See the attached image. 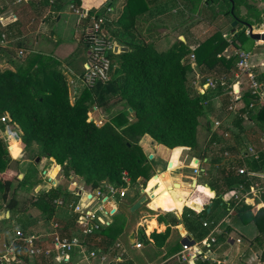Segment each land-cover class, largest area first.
<instances>
[{
    "label": "trees",
    "instance_id": "1",
    "mask_svg": "<svg viewBox=\"0 0 264 264\" xmlns=\"http://www.w3.org/2000/svg\"><path fill=\"white\" fill-rule=\"evenodd\" d=\"M36 1L31 0L30 4L36 5ZM71 1L81 7L82 0ZM204 1L205 6L217 4L219 14L238 20L233 36L226 39L218 28L201 41H194L185 35V39L177 38L168 48L158 50L152 43L140 39L134 32L138 17L148 8L146 0H126L117 19L119 27L108 30L106 36L121 41L129 50L117 55L120 58L119 64L109 79H100L92 86L83 83V87L73 99L70 95V83L63 70L55 66L54 57L35 51L22 57L18 51L9 49L12 56L15 54L22 60L18 63L10 56L11 54H8L6 60L12 67L0 66V124L1 117L8 113L10 122L16 123L22 130L23 139L39 144V156L53 159L62 167L65 175L69 177L75 174L86 185L98 187L104 182H111L127 187L140 177L148 180L152 172L148 155L140 143L144 135L169 148L183 146L195 149L198 146V126L200 116L203 114L199 101L206 100L207 95L193 92L192 83L189 81V74L193 71L191 54L205 75L201 80L202 84H206L210 77L217 79L219 80L217 86L212 88L221 92L224 87L221 77L229 80L237 70L238 61V56L227 57L224 51L230 45L244 48L245 39L249 37L246 33L247 23L253 26L264 23V5L262 8L257 5V2L264 4V0H181V3L184 10L188 9L191 13L197 14ZM42 2L46 4L47 1ZM63 2L64 0H58L53 7L59 9ZM88 2L91 0H86V3ZM86 12L88 15L80 17L78 21L77 40L85 47L82 48L83 53L87 51V44L90 49L93 36L90 24L92 11ZM105 19V24H110L107 17ZM192 45L195 46L192 48ZM15 46L24 47L19 41ZM1 52L3 50L0 47ZM79 54L78 50L72 53L67 59L68 62L73 61ZM109 54L112 58L116 55L113 51ZM89 56L90 53L88 58ZM84 73L83 65L79 73L80 78ZM258 79L264 81V71ZM230 100L231 96L225 92L222 98L224 107L229 106ZM252 100L251 92L245 91L242 100L239 101L241 105L238 107V116L247 114L264 129V104L249 108ZM93 106L102 107L107 114H112L111 118L102 124L90 119L89 111ZM115 107L123 109L114 113ZM129 108H132V111ZM124 109L133 113L135 119L130 121ZM238 118L235 124L239 126L243 119L240 116ZM220 127L221 136L225 141L215 150L217 153L210 160V168L202 174L201 182L213 193L210 200L214 206L221 204L228 209L234 207L238 214L255 221L260 232L251 241L257 248V245L264 244V192H261L259 199L256 200L257 204L263 205L258 207L255 214L251 212L252 204L238 202L233 198L225 200L224 197L238 184L242 182L246 186L249 184L246 182V174L238 172L241 166L264 170V149L259 151L258 158L249 160L245 155L247 151L242 155L238 154L240 151L238 145L243 143L240 142L242 138L240 132L233 135L236 141L228 142L226 137L224 138V133L230 132L229 128L222 122ZM214 133L217 134L216 131ZM225 150L232 152V157H224ZM14 160L8 145L0 139V210H6L5 219H9L8 212H16L18 206L15 194L18 173L15 177L9 175ZM35 183L37 185L39 182L31 180L28 176L18 181L20 188L25 190H29ZM208 189L199 185L197 195H193L204 196L205 192L209 193ZM75 192L68 191L62 186H52L39 191L33 205L51 217L56 212L55 199L68 195L77 201L79 195ZM197 197L189 198L187 204L201 203ZM210 213L205 207L201 211L184 207L179 218L173 212L162 210V214L172 225L183 223L196 240H201L211 231V226L203 225V222L209 219ZM162 214L158 216L159 220H163ZM76 218L77 214L71 215L64 226L73 229ZM3 229L0 228V232ZM170 232L169 226L164 231H153L151 237L155 245L163 246ZM216 236L217 241L225 238L224 234ZM111 242L109 237L101 233L98 237L87 240V244L102 249ZM14 248L15 259L6 264L27 262L29 256L26 252L27 245L22 241H16ZM16 259L21 261L16 262ZM35 259L36 264H59L54 253L51 256L40 254L35 256ZM162 264L182 262L177 258ZM196 264L212 262L201 256L197 258Z\"/></svg>",
    "mask_w": 264,
    "mask_h": 264
},
{
    "label": "crops",
    "instance_id": "2",
    "mask_svg": "<svg viewBox=\"0 0 264 264\" xmlns=\"http://www.w3.org/2000/svg\"><path fill=\"white\" fill-rule=\"evenodd\" d=\"M46 1L47 2L45 4L44 2H42V0H37L36 5L35 4L31 5L30 4L31 0L20 1V2H18V0H0V10H1L0 11V47L3 51L5 50L3 48L5 47V45H8L9 42L25 36V34H23L22 32L21 27H18L19 23H21V16H20L21 14L23 13L26 14L30 12L40 16L41 21L38 24V26L36 24V38H37L36 43L39 42V40L42 38L43 33L46 34V32L44 31L46 30V28L42 24L45 21L44 20L45 18L42 20L43 17H45L47 14L52 17L58 15L57 18L61 19L62 16L60 13L63 12L62 7L59 9H55L53 7L54 3L53 4L49 3L48 0ZM125 2L126 0H91V2L86 3V0H82L81 7L82 9H84V11H92V13L104 7L105 8L110 7L111 8V10L109 11L111 12L110 17L113 20L111 21L113 24L112 28L117 29L119 27L117 19L121 14V12L123 11ZM168 4L172 8L171 10L172 11L174 10L177 13V10L175 8H177V6L182 3L181 0H146V5L148 8L143 13V15H140L138 17V21L136 22L137 24L134 30L135 34L139 36L140 39L144 40L145 38L141 36L143 33L141 31L142 27L140 23L142 22L145 23V27L147 29L148 28L151 29L150 33H148V36L152 38L145 39L144 41L152 43L158 50H163L168 48L175 41L176 38L174 34L178 31L179 28L178 22L175 23L174 25L170 24V27L168 29L166 27H163L165 26L166 19L162 18V16L164 13H166ZM16 6L19 7V9L14 11ZM112 12H116V17H113ZM79 19L77 17V20L75 22L76 34L79 31V26H78ZM221 19H225V16L223 18L221 17ZM157 23L161 24L158 28L156 27ZM108 30L109 29L107 28L106 31ZM159 30L162 32L160 33ZM12 33H16L17 37H13V38L9 37V35H11ZM152 33H156V34L152 35ZM3 34L5 35L4 39H2ZM75 36L78 39V35ZM45 38L53 39V40L58 39V37L55 36V34L53 35L47 34L45 35ZM190 38L191 37H189V39ZM256 42L257 44H262L259 41ZM80 46H82V48L84 47L83 45ZM232 46L233 45H230V47ZM86 47H87L86 52L84 53L81 52V54L77 55L73 61H69V62L67 59L74 51L71 54L69 52H66L62 55L48 54L47 52L41 50H34V51L36 53H43L54 57L56 60L55 66L63 70L69 83L71 82L74 84L73 85L74 92L77 94L79 90L83 87V82L81 81L79 73L83 65L86 63L88 59V54L90 53V49H88V44ZM18 49H23V48H18ZM78 49L79 47H77V50ZM19 53L23 57V53L21 52ZM2 59L3 60L0 61V66L12 67V65L8 61H5L4 58ZM21 60L17 59L16 61L19 63ZM250 64H252L253 67H255V65L252 62ZM198 74H202L200 68L197 65H193V71L189 74V81L192 83V87H194L193 92L194 94H197L199 92V93H205L207 95L206 100L199 101L203 114H201L200 116V124L198 126V146L195 149L186 147L188 150H190L189 153L190 154L192 153L191 168L193 174L189 175L181 171H174L171 172L169 175L166 174L167 169H169L170 167H172L171 169H173L176 166L181 148H170L169 151H166L162 156H160L159 162L154 164L151 160L155 159V153L153 151L157 149L158 144L150 136L148 135L143 136L140 143L142 145L145 154L148 155V159H149L148 163L151 165L152 176L148 180H145L143 179V177H140L136 181V183H138L137 185L138 187H134L131 193H129L128 190L126 189L127 193L125 197H123L116 204L111 203L113 205L112 207L117 208V212L113 217V223L109 224L108 228L105 229V232H103L102 235H106L107 237H109L112 242L110 245L104 244L105 245L104 249L101 248L102 249L101 253L108 258L109 261L108 264H162L164 262L174 261L177 258L180 259L178 257V252L182 248V244L185 243L186 241L191 242L193 240L198 243V247L202 250V254H201L202 258L209 259L212 262V264H264V244L263 246L257 245V248H255V243L251 241V239H253L260 232L255 221L249 220L246 218V216H242L238 214L234 207L228 209L227 207L221 204L214 206L210 200L211 197L213 196V193L210 192V190L205 186V184L201 182L202 174L204 173L205 170L209 169L208 165H210L209 159H210V154L212 153V149L217 147V145H219V143L223 141V138L221 136L222 127L220 126L216 127L215 121L219 120L220 122H222V124L225 125V127L229 128L230 132H233L231 133V136H233L235 134L233 130L239 128L238 125L235 124V121L239 119L238 118L239 116L243 119L241 121L242 124L247 120L253 121L254 119L250 118L247 114H240L238 116L239 113L238 107L239 105H241L239 101L237 102L236 110L229 109V106L227 108L224 107L222 98L224 97L225 92L226 93L229 92V95L230 93L232 94L229 88L226 87V85H224L222 91L217 92L216 89L210 87L208 84H202L201 80L204 77L200 79L199 82H197L196 78ZM230 79L232 80V82H234V86L238 85V87L241 88V93H244L246 91L245 77L236 78L235 75H232ZM238 80L239 82H237ZM263 104L264 102L261 105ZM131 116H134V114L131 113ZM200 127H203L205 130L201 138L199 136ZM215 131L217 132V134L214 133ZM245 141H247V139H245ZM263 142L262 143L258 142L257 146H259L258 148L259 150L256 153H259L260 150L264 149ZM245 153H246L245 155L248 156L249 160L254 159L255 154L253 153L251 154L248 151ZM150 154H152L151 158L149 157ZM197 159H200L201 162L200 168L202 172L200 174L198 173L195 174L192 166V163L196 162ZM170 162H172L173 166H169ZM249 171H250L248 175L249 177L246 175L247 176L246 182L249 183L247 187L254 186L258 188L259 183L257 181L260 180L259 177H263L261 171H263L264 173V170L249 169ZM256 174L259 175L256 176ZM199 185H202L205 189H208L209 193L205 192L204 196H199V197L193 195L196 194ZM63 188L68 191L72 190L70 189L69 184L63 186ZM144 193L148 194L149 196L148 201H151V205L153 207H156L157 210L148 206V201H146L139 207V208L142 207L139 213L134 212L136 215L133 216L132 218L125 216V214H123L120 211L121 209V208L119 209L120 205L121 206L124 205L123 207L129 206L130 211H132L131 210L132 205ZM230 193L232 192H229L228 194L225 195L224 197L225 200L232 198L230 197ZM151 195L152 197H150ZM64 197L67 203L77 202L74 201L68 195H65ZM195 197H197V199L202 204H204V207L207 208L208 212H211L209 219L205 221L208 223L207 224L208 226H211L212 229L201 240H196L194 235L185 228L183 223L172 225L170 220L164 214H162V210L164 209L166 211L175 213L177 217L181 218L184 207H190L187 204V200L189 198H195ZM81 198H82L81 199V203H82L84 201V197ZM253 198H254V193L253 195L245 197L242 201H245L248 204H252L251 212L255 214L257 212L258 207L262 206L263 204L262 203L257 204L256 201L253 200ZM247 199L248 200L252 199V200L247 201ZM78 200H80V198ZM160 214L164 216L163 220L158 219V216ZM54 215L57 216V218H59L57 219V222L61 224L63 230L69 231L68 229L70 227L67 229V227L64 226L66 221H68V218L71 217L69 208L66 205L61 206L56 204V212ZM51 221L49 224L50 232L53 230ZM247 221H249V223L244 224ZM168 226L171 228L170 235L167 238L165 244L161 247H158L157 245H155L154 239L151 237V233L153 231H158V232L164 231ZM0 228H4V227H0ZM74 229L75 228H73L72 230ZM132 231L136 232V241L134 243H130L128 239L129 234ZM6 232H7L6 228H4L3 231L0 232V253H5L8 247L12 246V242L14 241V238L12 237L11 238L5 237L2 239V234ZM221 234H224L225 238H221V240L217 241L216 235H221ZM209 236H214L216 240L214 242H211V244L208 246L201 241ZM41 240L42 241L38 240L37 242L43 245L44 247L48 246L49 243H51L50 236H47V238ZM136 242L141 243V245L137 246ZM147 246H149L148 248L149 251L147 252L140 251L142 248H145ZM207 246L209 248H207ZM96 247L86 243L87 249H94ZM134 248L138 249L139 252H133ZM260 251L262 252L260 253ZM15 254L10 256L11 258L10 261L15 259L14 257ZM81 256L82 253L78 251H74L72 252L71 259L68 262L59 263L58 260L56 259L55 260L59 264H72L73 262L84 264L80 262ZM197 258L184 260V261L181 259L180 260L182 264H196ZM15 261L17 262L21 260L16 259ZM24 264H36L35 257L28 256V260Z\"/></svg>",
    "mask_w": 264,
    "mask_h": 264
},
{
    "label": "rangeland",
    "instance_id": "3",
    "mask_svg": "<svg viewBox=\"0 0 264 264\" xmlns=\"http://www.w3.org/2000/svg\"><path fill=\"white\" fill-rule=\"evenodd\" d=\"M205 5H206V2L204 1L202 3V6H201L202 8L200 12H198L197 14H193L188 9L184 10L181 4L178 5L177 8H175L177 10V13H176L174 10L173 11L171 10L172 8L168 4L167 9H166L167 11L162 16V18L166 19L165 26L163 27H166L168 29L170 27V24L174 25L175 23L178 22L179 28H178V31L174 34L176 39L180 38L181 35L182 36L184 35V37L185 35H187L188 38L191 37V39L194 41H201L205 39L208 35H210L212 32H214L215 29H218V28L221 29L226 39L228 38L230 39V37L233 36L236 30L235 28L234 31H231L232 29L231 23L234 18L231 16H227L225 17V19H221V17L223 18L224 16L218 13L217 4H212L210 6H205ZM257 5L262 8L264 4L262 2H257ZM61 7L63 9V12L60 13L62 16L61 19L57 18L58 15L52 17V16H49L48 14L42 18V20L45 18L44 19L45 21L42 24L46 28V30H44L46 34L43 33L42 38L37 43H36V39H37L36 38V24L38 26V24L40 23L41 21L40 16L34 13H30V12L26 14L24 13L21 14L20 15L21 23H19L18 27H21L22 32L23 34H25V36L22 38H18L21 40L15 39L9 42L8 45H5V47L3 48L5 50L0 53L2 58H4V60L7 61L6 57H9L8 54H11L10 56H12V52H9L10 51L9 49H13V51H18V52L23 53V57L31 54L32 53L31 50L33 51L41 50V51L47 52L48 54H53V55L54 54L62 55L66 52H69L71 54L73 51L74 52L77 51V47H79L78 51L81 54L82 46L79 45L77 37L75 36V35H79V32H77L76 34V25H75L76 23L75 22L77 20V17L78 19L80 18V15L74 13V11L70 8V4L68 0H64ZM18 9L19 7L16 6L14 11ZM104 10H106L105 7L100 9V12ZM243 11L245 10L243 9ZM110 13L111 12L107 11V13L104 15L107 17V22H109L110 24H105L106 23V19H105V21L101 24L103 32H105L107 28L109 30L112 28L113 24L111 21L113 20L110 17ZM112 14H113V17H116V12H112ZM140 25L142 27L141 31L143 33V34L141 33L142 34L141 36L145 39L152 38L148 36V33H150L151 29L149 28L147 29L145 27V23L143 22L140 23ZM160 25H161L160 23H157L156 27L158 28ZM254 30L263 31L264 23L254 25ZM161 32L162 31H160V33ZM246 33H247V30H246ZM47 34H51V35L55 34V36H57L58 39L57 40L46 39L45 35ZM155 34L156 33H152V35H155ZM15 35L16 33H12L10 37L13 38L15 37ZM17 41H19L20 43L24 45V47H21L23 49H18V47L15 46L17 45ZM259 42H261L262 44H257L256 40L250 37H247L244 42L245 44L244 48L236 47V46H232V47L228 46L226 50L224 51V54H226L227 57L238 56V61L236 63V66L238 67V63L240 62L241 57H242L241 56L242 52H249L250 56L248 55L247 57L248 65L250 69L255 73V75L260 78L261 73L264 71V40L261 39L259 40ZM194 46L195 45H192L191 47L193 48ZM13 57L16 60L18 59V57L15 54L13 55ZM191 59H192V66L196 65L193 54H191ZM119 60L120 58L117 55L113 56L112 62L114 66H112L110 75L113 73L116 65L119 64ZM250 60L255 65V67H253V65L250 64L251 63ZM5 61H2V62H5ZM235 72L236 71H234V75H235ZM241 72L242 71L239 69V71H237L236 74L241 75ZM203 77H205L203 73L198 74L196 78L197 82H199V80L202 79ZM231 79L229 78L227 82L228 85H226L225 83L224 85H226V87L229 88L230 92H233L234 88L238 89L239 87L238 85L234 86V82H232ZM237 82H239V80ZM73 85L74 84L70 82V95L72 99L76 96ZM230 95L232 94L230 93ZM121 109L123 108L115 107L114 111L116 113L117 111ZM124 112L126 113V117L129 120L135 119L134 116H131V112H127L126 109H124ZM4 115L8 117L9 119L8 123L12 127V130L16 131L19 136V138L17 139L13 137L11 133L8 134L6 130V123L2 121V124H0V139H2L6 143V145H8V149L12 157H14L15 159L12 162V167L9 172V175H14L15 177V174L18 173V179L15 181L16 183L15 185L17 186L15 189L16 191L15 194L18 198V206H17L16 212L14 211L8 212L9 219H5L6 214H7L6 210L4 209L0 210V227H4L7 229V232L2 234V239L5 237L15 238V234L18 229L24 230L27 234L29 233L38 234L43 238H47L50 232V228H49L50 221L52 220L51 224H52V229H53V224L57 222V219L59 218H57V216L54 215L55 213L51 217L47 216L41 210H39L37 207L33 205L34 202L36 201L37 193L43 189H49L52 186H62L63 187L69 184L70 189L73 190V188L76 189V187L89 188V185H86L84 181L75 174L69 177L65 175L62 167L59 164H57L53 159L48 158L47 156H43V157L40 156V160L36 162V158L37 156H39V153H40L39 144L34 141L27 142L26 140H24L22 130L19 128V126L16 123L10 122V115L8 113ZM111 116L112 114H107L102 107L95 106V107H92L89 111V118L94 119L98 124H102L105 120L110 119ZM216 122L217 121H215V126L219 127L220 124L217 125ZM238 127L239 128H237L236 130H233L235 133L240 132L241 137H242L240 139V142H243V143L238 145L240 149L238 154L242 155L244 151H248L251 153L252 151L250 150V147H252L254 151H258L259 150L258 149L259 146H257L258 142L262 143L264 141V129L261 127V125L256 120H253V121L247 120L243 124L241 123V125H239ZM204 132H205L204 128L200 127V131H199L200 138ZM225 137L226 136L224 133V138ZM232 137L233 136L230 135L226 137V140H228V142H233V140L236 141V139ZM245 139H247V141H245ZM223 141H221L219 145H217V147L212 149L209 162L212 156L216 155L215 153L217 152H215V150H217V148L221 144H223ZM157 144H158L157 149L153 151L155 153V159H152V160L150 159L154 164L159 162L160 156H162L166 151L170 150V148L164 144H160V143H157ZM180 148H181V151H180V155L178 156V162L176 163V166L173 169H171L172 167H170L169 169L166 170V174L168 175L174 171H181L189 175L193 174V171L191 168V161H192L191 154L192 153L190 154L189 153L190 150H188L186 147L181 146ZM223 156H224V152H223ZM226 157H232V152L229 151V155ZM198 163L200 165L201 163L200 159H198ZM210 166L211 165H208L209 168ZM259 174H256V176ZM261 174L264 177L263 171H261ZM20 175H22V177H20ZM27 176L31 180H36L37 182H39L38 184L42 185V187L40 188L38 192L36 191V186L38 185V184L36 185V183L32 184L29 190L20 188V186L18 185V181H20L21 179H24ZM263 177H259L260 180L257 181L259 183V187L257 189V192L254 193V198H253L254 201L259 199V194L262 191H264L263 190L264 188V178ZM137 185L138 183L136 182L129 184L127 186L128 192L131 193L134 187H138ZM231 196H232V193H230V197ZM250 200L247 199V201H250ZM100 202L101 201H98V203ZM112 203L116 204L117 202H112ZM95 205H97V203ZM108 206L110 208L113 205L109 203ZM123 206L120 205L119 209L121 208L120 211L129 218H132L133 216L136 215L134 212L139 213V211L142 209L141 207L135 211H130L129 206H125V207ZM116 212H117V208L113 215L108 216V219L112 221L111 224L113 223V217L116 214ZM247 223H249V221H247L244 224H247ZM106 228H108V226H105V229ZM49 248L55 249L53 242L51 243V246ZM148 248L149 246L142 248L140 251L147 252L149 251ZM133 252H139V250L134 248ZM261 252L262 251H260V253Z\"/></svg>",
    "mask_w": 264,
    "mask_h": 264
},
{
    "label": "built area",
    "instance_id": "4",
    "mask_svg": "<svg viewBox=\"0 0 264 264\" xmlns=\"http://www.w3.org/2000/svg\"><path fill=\"white\" fill-rule=\"evenodd\" d=\"M20 1H29V0H18ZM49 3H55L58 0H48ZM70 4V8L74 11V13L80 15V17L88 15V12L83 11L82 7L76 6L71 0H68ZM182 8L184 5L181 4ZM110 7H106V10L100 12L97 10L90 14L91 17V28L93 31L92 41L90 43V56L86 63L84 64L85 73L81 76V81L84 85L92 86L98 80H107L111 77L110 71L112 69L113 62L112 57L110 56V51H113V43L114 39L106 36V31L102 30V23L105 21L106 16H104L107 11H110ZM176 12V11H175ZM247 29V33H248ZM5 35L3 34V38ZM250 56L249 52H242V57L240 62L238 63L237 71L239 69L242 71L241 75L236 74L235 77H245L246 79V91L249 90L253 95V100L249 103V108L255 107L257 104H262L264 102V81L258 79L255 73L250 69L247 57ZM194 56V55H193ZM221 81L228 85V80L224 77H221ZM219 80L214 78H209L207 83L210 87H216ZM206 83V84H207ZM244 93H241V88L234 89L231 96V102L229 104V109L236 110L237 102L242 100ZM1 120L5 123H8L9 119L5 115L1 117ZM217 125L221 124L219 120H217ZM220 126V125H219ZM231 135V132H225V136L228 137ZM252 151L251 154H255V158H258L257 151H254L252 147H250ZM246 154V153H245ZM229 155V150L224 151V156ZM194 173L200 174L202 172L200 165L198 163V159L196 162L192 163ZM240 174L249 175L250 171L248 166L243 165L238 169ZM249 177V176H248ZM128 180V178H125ZM81 194L79 195L80 200L74 202H66L65 197H58L55 199V203L57 205H66L69 208L70 215L77 214L75 229L63 230V227L59 222H55L53 224V231L49 234L51 238V243L53 242L54 248H49L51 243L48 246H43L37 241L44 239L38 234H27L24 230L18 229L15 234L14 241L12 242V246L8 247L5 253H0V264H6L10 262V256L14 255L15 252V242L22 241L27 245V254L29 256L35 257L40 254H44L45 256H51L53 253L55 254V259L59 261V263L68 262L71 259V254L75 250L82 253L81 262L86 264H108V258L101 253L102 249L96 247L94 249H87L86 243L88 238L98 237L100 233L102 234L105 231V226H109L111 223L108 216L113 215L116 211L115 207L109 208V203L118 202L123 197H125L127 193V188L124 186H118L116 183L104 182L102 186L92 187L89 185V188L80 187ZM257 187L250 186L247 187L245 183H240L236 187H234L232 192V198L236 201H242L245 197L253 195V193L257 192ZM76 191V189H74ZM264 190V188H263ZM81 197H84V201L81 203ZM98 201H101L98 203ZM97 203V205H95ZM204 225L208 223L204 221ZM105 225V226H104ZM72 233H71V232ZM100 239V238H99ZM216 238L214 236H209L202 240L206 245H210L211 242H214ZM137 246H140L141 243L136 242ZM14 253V254H13ZM202 254V250L198 247V243L196 241H186L182 245V248L178 252V257L181 260H189L196 259L200 257ZM79 264V263H78Z\"/></svg>",
    "mask_w": 264,
    "mask_h": 264
},
{
    "label": "water",
    "instance_id": "5",
    "mask_svg": "<svg viewBox=\"0 0 264 264\" xmlns=\"http://www.w3.org/2000/svg\"><path fill=\"white\" fill-rule=\"evenodd\" d=\"M233 9H234V5L232 6V9L231 11L233 12ZM238 20L236 18L233 19L232 23H231V26H232V29L231 31H234L235 29V26L237 24ZM247 27H248V35L250 38L256 40V41H259V40H264V30L263 31H255L254 30V26L247 23L246 24ZM181 39H184V36H180ZM129 50V47L127 45H124L122 44L120 41H118L117 39H114V43H113V53L118 55V54H121L125 51H128ZM130 111H132V108H129ZM6 130H7V133L8 134H12L13 137L15 138H19L18 134L16 131L12 130V127L10 126L9 123H6ZM149 157L151 158L152 157V154L149 155ZM40 160V156H37L36 158V162H38ZM172 165V162L169 163V166ZM20 177H22V175H20ZM177 184V183H176ZM42 187V185L38 184L36 186V191L38 192L40 190V188ZM81 189L80 187H77L76 188V193L78 195L81 194ZM152 197V195L150 196ZM149 199V196L148 194L144 193L131 207V210L132 211H135L136 209H138L143 203H145L146 201H148ZM148 206L152 207L153 209L157 210L156 207H153L151 205V201H148ZM191 208L195 209L196 211H201L204 207V204L202 203H198V202H191L190 205H189ZM130 243H134L136 241V232L135 231H132L130 234H129V237H128Z\"/></svg>",
    "mask_w": 264,
    "mask_h": 264
},
{
    "label": "bare ground",
    "instance_id": "6",
    "mask_svg": "<svg viewBox=\"0 0 264 264\" xmlns=\"http://www.w3.org/2000/svg\"><path fill=\"white\" fill-rule=\"evenodd\" d=\"M184 162V161H183ZM178 185V184H177ZM181 229H182V227H181Z\"/></svg>",
    "mask_w": 264,
    "mask_h": 264
},
{
    "label": "clouds",
    "instance_id": "7",
    "mask_svg": "<svg viewBox=\"0 0 264 264\" xmlns=\"http://www.w3.org/2000/svg\"><path fill=\"white\" fill-rule=\"evenodd\" d=\"M248 29V28H247Z\"/></svg>",
    "mask_w": 264,
    "mask_h": 264
}]
</instances>
